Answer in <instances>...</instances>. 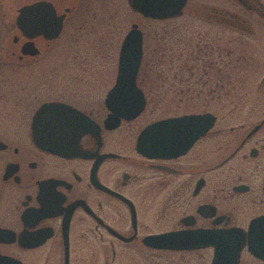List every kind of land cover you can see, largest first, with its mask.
<instances>
[{"label":"flooded vegetation","instance_id":"1","mask_svg":"<svg viewBox=\"0 0 264 264\" xmlns=\"http://www.w3.org/2000/svg\"><path fill=\"white\" fill-rule=\"evenodd\" d=\"M114 7L0 0V264H213L217 252L216 264H264L249 247L264 232L253 227L264 218V0H186L176 16L142 15L157 32L170 26L172 50L167 61L164 35L149 41L141 30L136 85L144 110L172 113L142 123L143 110L108 128L118 68L98 67L82 44L91 22L112 35L100 16ZM46 104L71 108L47 110L44 128L92 123L80 154L37 143L33 122ZM205 112L214 122L186 152L137 150L147 124ZM196 232L211 237L195 246Z\"/></svg>","mask_w":264,"mask_h":264},{"label":"water","instance_id":"2","mask_svg":"<svg viewBox=\"0 0 264 264\" xmlns=\"http://www.w3.org/2000/svg\"><path fill=\"white\" fill-rule=\"evenodd\" d=\"M128 1L134 11L139 12L145 17L166 18L180 14L186 0ZM142 40L141 29L137 23H133L122 39L118 54V69L115 84L108 92L105 100L107 107L111 111L104 122L108 128L116 127L121 118L130 119L136 117L145 108V97L136 85V76L142 58ZM57 108L69 112L68 110L71 107H58L46 104L39 108L33 122L35 140L42 146L67 155L80 154L81 152L78 151L80 135L87 131L93 132L92 123L83 121L81 123L82 127H77L78 122L74 121L60 123L57 126L58 128L52 126L44 128L41 122L44 113L49 109ZM213 122L214 115L210 112L183 114L155 120L142 129L137 138V150L149 158L159 156L171 157L184 153L196 138L212 126ZM44 129L62 131L61 134L66 136L43 137L41 130ZM55 140H65V143L59 144ZM253 227H264V218L255 219ZM170 236V234L153 235L149 236V239L156 242L170 239ZM189 237L194 240V245L197 246L203 245L205 239H208L211 235L205 232H196L189 235ZM169 246L171 247V245ZM249 247L256 256L264 259V232L253 234L252 239L249 241ZM220 253H216L213 264H216V260L220 258Z\"/></svg>","mask_w":264,"mask_h":264},{"label":"rangeland","instance_id":"3","mask_svg":"<svg viewBox=\"0 0 264 264\" xmlns=\"http://www.w3.org/2000/svg\"><path fill=\"white\" fill-rule=\"evenodd\" d=\"M103 12L104 13H102L100 17H102V20L104 21L103 24L109 22L108 25L111 27L110 31L112 35L106 36L107 33H103L105 35L103 37L100 30L98 31L95 28V22H91L90 28L93 30L90 29L86 34L91 37L90 39H85L86 41H83L82 44L84 46V51L93 53L86 56L92 57L95 62H97L98 67H108V65L113 68L117 67V57L121 40L125 33L130 29L132 23H137L138 27L147 33L146 37L149 38V41L153 40L151 32L155 31L154 29L161 25L155 20L151 21L143 18L141 14L131 9L126 0H124V3L122 0H115L114 11ZM96 38L97 40H95ZM170 109V107L165 108L150 103L142 113V123L172 113ZM200 109L201 108H199V110Z\"/></svg>","mask_w":264,"mask_h":264},{"label":"trees","instance_id":"4","mask_svg":"<svg viewBox=\"0 0 264 264\" xmlns=\"http://www.w3.org/2000/svg\"><path fill=\"white\" fill-rule=\"evenodd\" d=\"M156 31H152L151 32V34H152V39H154V36L155 35H158V34H162V35H164L163 36V38H164V52H165V57H167V61L169 60V57H170V54H171V42H172V39H171V34H172V32H171V28H170V26L169 27H165V30L162 32V31H159V32H157V28L155 29ZM159 53V52H158ZM157 59H158V57L155 59L154 58V60H153V64H152V66H156L157 65ZM168 64H170V63H168ZM152 76V78H153V80L151 81V82H154V76L153 75H151ZM152 93H153V98H155L156 96H155V92L154 91H152ZM166 93V96L168 97V98H171V93L172 92H170V91H166L165 92ZM166 97V98H167ZM166 108V107H165ZM167 108H169V107H167ZM171 109H170V111H172V107H170ZM197 109V108H196Z\"/></svg>","mask_w":264,"mask_h":264}]
</instances>
